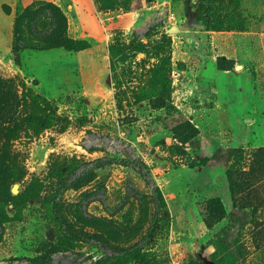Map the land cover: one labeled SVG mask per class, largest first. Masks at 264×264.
<instances>
[{"label": "rangeland", "instance_id": "rangeland-1", "mask_svg": "<svg viewBox=\"0 0 264 264\" xmlns=\"http://www.w3.org/2000/svg\"><path fill=\"white\" fill-rule=\"evenodd\" d=\"M0 264H264V0H0Z\"/></svg>", "mask_w": 264, "mask_h": 264}, {"label": "trees", "instance_id": "trees-1", "mask_svg": "<svg viewBox=\"0 0 264 264\" xmlns=\"http://www.w3.org/2000/svg\"><path fill=\"white\" fill-rule=\"evenodd\" d=\"M56 44H57V45H60V44H62V41L59 40ZM213 205H214V207H215L216 209H219V208H220V205H221V199H220L219 197L213 199Z\"/></svg>", "mask_w": 264, "mask_h": 264}]
</instances>
